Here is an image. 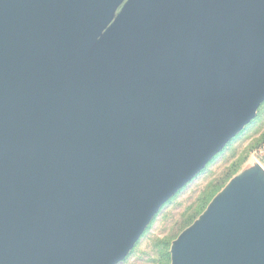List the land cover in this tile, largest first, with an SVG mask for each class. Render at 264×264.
<instances>
[{
	"label": "water",
	"instance_id": "95a60500",
	"mask_svg": "<svg viewBox=\"0 0 264 264\" xmlns=\"http://www.w3.org/2000/svg\"><path fill=\"white\" fill-rule=\"evenodd\" d=\"M263 102L264 0H0V264L120 263ZM169 253L264 264L263 168Z\"/></svg>",
	"mask_w": 264,
	"mask_h": 264
},
{
	"label": "rangeland",
	"instance_id": "374dc122",
	"mask_svg": "<svg viewBox=\"0 0 264 264\" xmlns=\"http://www.w3.org/2000/svg\"><path fill=\"white\" fill-rule=\"evenodd\" d=\"M242 130H244L243 133H241ZM242 130L235 136L236 138L234 137V141L228 148H225V146L203 170L159 209L129 254L118 264H160L161 244L159 241L177 232L178 226L191 215L196 201L204 189L210 183L221 184L232 164L246 159L241 164L239 171L220 189L217 193L219 194L232 179L241 175L247 168L251 167L252 163L256 161L255 159L260 160L259 150L250 152V149L253 148L260 135L264 133V105L261 108L260 114L258 115L257 111L255 118ZM200 215L189 226L197 221ZM173 241H171L170 247ZM170 247L168 252H170Z\"/></svg>",
	"mask_w": 264,
	"mask_h": 264
},
{
	"label": "trees",
	"instance_id": "16d2710c",
	"mask_svg": "<svg viewBox=\"0 0 264 264\" xmlns=\"http://www.w3.org/2000/svg\"><path fill=\"white\" fill-rule=\"evenodd\" d=\"M263 105H264V102L260 105L259 109L257 110L258 115L260 114L261 108L263 107ZM244 130H242L241 133H243ZM235 138L231 139L226 144L225 148H228L231 145V143L234 141ZM263 146H264V133L262 135H260L259 139L256 141L253 148L250 149V152H252V151L256 152V151L260 150ZM245 161H246V159H243L242 161H240L238 163L232 164L229 172L226 174V176L223 179V181L221 182V184L210 183L204 189V191L200 194V196L198 197L196 204H195V207L192 210L191 215L178 226L177 232L174 235H171V236L159 241V243L161 244V263L160 264H169L170 263V255H169L168 251H169L171 241H173L176 238V236L184 228L189 226L191 224V222L206 209V207L208 206L210 201L214 198V196L220 191V189L224 186V184L239 171L241 164H243Z\"/></svg>",
	"mask_w": 264,
	"mask_h": 264
},
{
	"label": "crops",
	"instance_id": "0c3cea01",
	"mask_svg": "<svg viewBox=\"0 0 264 264\" xmlns=\"http://www.w3.org/2000/svg\"><path fill=\"white\" fill-rule=\"evenodd\" d=\"M259 151H260V154H259V156H260L259 159L260 160L255 159L256 161H254L252 163V165L259 164L263 168V170H264V146Z\"/></svg>",
	"mask_w": 264,
	"mask_h": 264
},
{
	"label": "built area",
	"instance_id": "2783aa9c",
	"mask_svg": "<svg viewBox=\"0 0 264 264\" xmlns=\"http://www.w3.org/2000/svg\"><path fill=\"white\" fill-rule=\"evenodd\" d=\"M259 154H260V151H259Z\"/></svg>",
	"mask_w": 264,
	"mask_h": 264
}]
</instances>
